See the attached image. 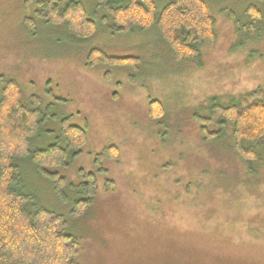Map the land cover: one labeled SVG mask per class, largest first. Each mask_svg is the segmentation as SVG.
Returning a JSON list of instances; mask_svg holds the SVG:
<instances>
[{"label":"rangeland","instance_id":"1","mask_svg":"<svg viewBox=\"0 0 264 264\" xmlns=\"http://www.w3.org/2000/svg\"><path fill=\"white\" fill-rule=\"evenodd\" d=\"M78 1L96 21L106 14L95 0ZM168 1L157 0L159 8ZM206 2L218 38L195 68L179 64L155 30L112 35L100 21L94 39L77 43L35 18L37 3L0 0V92L16 80L25 102L42 99L49 119L30 150L56 143L62 121L88 133L80 156L53 170L68 180L69 203L32 161H16L23 191L63 216L65 232L80 241L79 264H264V167L242 162L227 140L208 144L192 119L205 115L211 98L227 104L264 92V4ZM252 4L263 16L256 24L246 13ZM94 47L139 58L138 68H89L83 54ZM152 100L165 117L149 118ZM109 146L120 149V158L103 161L105 175L95 159ZM81 169L96 175L97 191L91 208L74 217L71 185L81 182ZM253 169L262 170L256 178L248 175Z\"/></svg>","mask_w":264,"mask_h":264},{"label":"trees","instance_id":"2","mask_svg":"<svg viewBox=\"0 0 264 264\" xmlns=\"http://www.w3.org/2000/svg\"><path fill=\"white\" fill-rule=\"evenodd\" d=\"M23 2L25 5L37 3L34 17L50 28L67 31L77 43L94 39L99 33L100 21L112 35L147 34L155 30L176 61L188 67L202 68L203 48L215 45L218 38L216 19L206 0H170L162 8L157 0H95L97 12H106L100 21L90 18L85 5L78 0ZM254 3L264 4V0H254ZM246 13L254 24L263 20L254 4ZM26 22L34 26L31 19ZM83 61L89 68L111 66L123 70L136 69L140 63L135 57L110 56L103 47L85 50ZM205 110V115L195 112L192 118L205 142L227 140L230 151L242 162L264 167L262 89L240 95L227 104L217 97L211 98ZM165 115L164 106L152 100L149 118L154 121ZM48 120L42 99L32 96L27 103L20 83L16 80L4 83L0 92V264H79L80 241L65 232L63 216L43 208L34 195L23 191L21 171L16 165L21 159L32 161L38 174L54 184L60 199L64 203L71 201L65 192L68 180L53 170L68 168L80 156L88 142V133L80 126L62 121L56 143L30 150L31 140L42 135ZM119 158L120 149L109 146L97 155L95 163L106 175L103 161ZM261 171L253 169L248 175L256 178ZM79 177L81 182L71 185L75 195L72 197H76L71 210L74 217L83 216L91 208L97 191L94 173L81 169ZM109 183L113 186L112 181Z\"/></svg>","mask_w":264,"mask_h":264}]
</instances>
